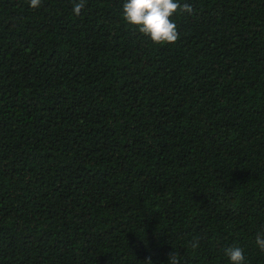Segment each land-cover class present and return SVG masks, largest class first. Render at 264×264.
Returning a JSON list of instances; mask_svg holds the SVG:
<instances>
[{
  "label": "trees",
  "instance_id": "obj_1",
  "mask_svg": "<svg viewBox=\"0 0 264 264\" xmlns=\"http://www.w3.org/2000/svg\"><path fill=\"white\" fill-rule=\"evenodd\" d=\"M75 2L0 0V264H264V0Z\"/></svg>",
  "mask_w": 264,
  "mask_h": 264
},
{
  "label": "clouds",
  "instance_id": "obj_2",
  "mask_svg": "<svg viewBox=\"0 0 264 264\" xmlns=\"http://www.w3.org/2000/svg\"><path fill=\"white\" fill-rule=\"evenodd\" d=\"M29 7L36 9L40 6L41 0H28ZM85 7V0H78L73 4V14L79 16ZM122 19L128 25L135 27L140 34L150 39L153 44H174L179 39L177 25L172 17L180 14L193 13L191 5L180 4L179 0H125L122 6ZM255 244L261 251H264V232H259L255 238ZM190 247H199V238L190 241ZM229 264H244V250L238 245H232L224 250ZM143 264H152L151 258L146 259ZM169 264H181L177 252L169 253Z\"/></svg>",
  "mask_w": 264,
  "mask_h": 264
}]
</instances>
